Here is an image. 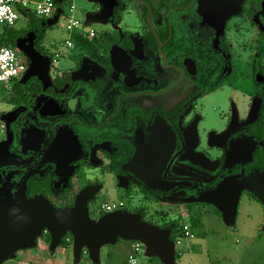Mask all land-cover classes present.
<instances>
[{
  "label": "flooded vegetation",
  "instance_id": "flooded-vegetation-1",
  "mask_svg": "<svg viewBox=\"0 0 264 264\" xmlns=\"http://www.w3.org/2000/svg\"><path fill=\"white\" fill-rule=\"evenodd\" d=\"M92 2L90 17L108 24L89 39L90 52L74 46L71 70L53 71L47 27L31 41L48 59L44 73L16 45L26 72L0 87V189L15 200L41 195L57 210L86 193L93 220L90 207L112 188L137 196L135 210L163 205L179 216L198 207L181 200L228 176L264 171V0H115L104 20L103 4ZM85 62L94 71L81 76ZM215 94L225 101L208 127L205 101ZM229 127L254 140L250 157H237L245 162L228 165L225 150L207 149L209 136L223 144L218 135ZM198 153L207 175L195 171ZM63 238L74 244L71 233Z\"/></svg>",
  "mask_w": 264,
  "mask_h": 264
},
{
  "label": "water",
  "instance_id": "water-1",
  "mask_svg": "<svg viewBox=\"0 0 264 264\" xmlns=\"http://www.w3.org/2000/svg\"><path fill=\"white\" fill-rule=\"evenodd\" d=\"M97 1L103 4V12L98 20L111 17L116 5L115 0ZM61 12L58 8L57 14L59 15ZM58 15L51 19L41 20L30 13L32 28L24 32L19 31L11 36L15 44L31 58L32 69L40 70L41 73H44V68H47L48 59L41 60L38 57L31 47V41L34 40L40 29L57 23ZM93 22H96V19L89 16L86 24L91 26ZM110 49L112 61L114 65H117L121 50L114 45L110 46ZM93 71V66L89 62H85L79 75L93 74ZM235 133L236 131L229 127L225 132L219 134L218 139L222 142L226 138L223 144H213L211 136L208 141L206 140L207 143L205 141L207 149L210 151L223 149L227 152L228 165L231 162H245L237 157L243 154L250 157L254 148V140L247 135L234 137ZM259 146L264 148V143L262 142ZM140 158L141 155L137 154L134 160L137 162ZM204 159L198 153L196 160H192V162L196 166L197 173L207 175L209 169ZM169 167L167 165V170ZM244 192L253 194L264 205V171H259L248 177H244V174L228 176L221 179L214 188L198 191L196 197L183 199L181 202L195 204L199 208L212 206L222 214L225 222L234 224ZM85 195L86 193L80 194L74 207L57 210L41 195L27 198L21 194L15 200L9 192L0 189V264H4L21 250L31 249L40 236L47 231L51 235L53 248L59 246L67 233H71L74 237L75 256L80 255L86 248L95 264H99L101 248L109 243H115L118 239L140 242L144 245L148 257H157L161 264H176V246L170 239L169 231L144 222L138 215L123 210L103 215L97 222L93 221L89 216L88 197Z\"/></svg>",
  "mask_w": 264,
  "mask_h": 264
},
{
  "label": "rangeland",
  "instance_id": "rangeland-1",
  "mask_svg": "<svg viewBox=\"0 0 264 264\" xmlns=\"http://www.w3.org/2000/svg\"><path fill=\"white\" fill-rule=\"evenodd\" d=\"M71 6L75 7L72 16L74 19L87 25L89 16L94 11L92 0H69L65 1V13H63L57 23L48 26L46 40L53 52H59L58 62L52 67L54 72L63 74L73 68L74 51L63 47L64 42L69 37L66 30V24L69 19ZM33 11L34 8H30ZM107 23V22H106ZM93 22L91 28L101 33L105 30L107 24ZM133 26L134 17L126 14L124 24ZM30 16L23 13L13 28H6V33L1 35L2 40H7L11 31L27 30L32 26ZM109 26V25H108ZM88 27V26H87ZM89 28V27H88ZM2 87V84H0ZM6 88V87H2ZM7 89V88H6ZM210 97L206 102L205 114L208 119V127L219 123V114L212 109L215 104H223L224 96L218 95ZM106 202H124L126 210L135 213V208L139 205L138 197L120 190L110 189L100 194L93 215V221L100 219V213L103 212L101 205ZM238 216L234 224L225 222L221 216L215 213L212 206H202L199 212L201 226L193 227L195 234L193 239L184 238L182 235L178 240L180 245L175 243V263L176 264H264V205L257 199L249 195L241 198L238 207ZM173 208L163 205H152L148 208L147 220L153 222L156 226H161L164 220H174L182 216H177L179 212ZM196 211V210H195ZM169 215L166 217V214ZM162 213V215L160 214ZM187 216L182 218L181 222H189L191 218ZM95 218V219H94ZM98 219V220H97ZM45 236V235H43ZM63 239V238H62ZM62 241V240H61ZM138 243L132 240L118 239L115 243H109L100 250L99 264H131L129 256L133 252L134 245ZM69 243H67L68 245ZM74 244L70 247L60 243L59 246L52 247V242L47 243L46 239L41 237L35 246L31 249L21 250L4 264H95L90 258L86 248L82 250L77 257L74 253ZM144 246V245H143ZM77 258V259H76ZM156 257H148L145 247L138 254L137 264H156Z\"/></svg>",
  "mask_w": 264,
  "mask_h": 264
},
{
  "label": "built area",
  "instance_id": "built-area-1",
  "mask_svg": "<svg viewBox=\"0 0 264 264\" xmlns=\"http://www.w3.org/2000/svg\"><path fill=\"white\" fill-rule=\"evenodd\" d=\"M30 8H34L33 11ZM57 10L55 0H0V84L4 87L10 88L11 84L26 72V64L17 51L2 44L1 35L6 33L5 29L16 26L23 13H31L42 19H51ZM74 10L75 7L71 6L70 11H68L70 15L66 30L69 37L63 44L66 49L74 48L77 35L92 39L96 34V30L88 28L89 26L87 27V25L73 18ZM59 56L58 53L55 55L56 60ZM122 209H124V202H109L102 205L104 213H113ZM183 236L189 239L195 237L189 225L183 227ZM176 244L180 245L181 241L177 240ZM143 247L140 242L134 245L133 252L129 256L131 264L133 262L134 264L138 263V254Z\"/></svg>",
  "mask_w": 264,
  "mask_h": 264
},
{
  "label": "trees",
  "instance_id": "trees-1",
  "mask_svg": "<svg viewBox=\"0 0 264 264\" xmlns=\"http://www.w3.org/2000/svg\"><path fill=\"white\" fill-rule=\"evenodd\" d=\"M55 1H56V5L58 6V8L62 11L61 14H59V15L56 13V15H58V17H59L58 18V20H59L60 16L64 13V10H65L64 6H65V1L66 0H55ZM11 34H13V33L10 32V36L9 37H11ZM2 44L4 46L10 47V48L16 50L15 49L16 48V44L10 38H8L7 40H2ZM75 45L77 47L81 48V50L84 51V52H90L91 50H93V46L95 45V42L89 41V39L87 37L77 35L75 37ZM251 197L256 198L254 195H251ZM193 209H194V206L190 205L189 206L190 215L193 216L191 221H190L191 222L190 223L191 229L193 227H196L197 225L201 226V224H200L201 221L199 220V218L196 217V214L193 213ZM213 209H214L216 214L221 216V213L216 208H213ZM133 214L138 215L142 221L154 225L153 222H150L149 220H147L148 219L147 218L148 214L145 211H143L142 209L136 210L135 213H133ZM160 214L162 215V213H160ZM168 215H169V212L166 214V217ZM182 218H183V216H179V218L174 219V220H164L163 224L160 227L159 226H157V227L169 231L170 239L173 242H176L183 235V227L185 225H188V223H189V222H184V221L181 222ZM46 241L48 243H51L52 242L51 236L48 237L46 239ZM65 242H66L65 238H63V240L61 241V244L63 246H65ZM156 260H157L156 264H160V260L158 258Z\"/></svg>",
  "mask_w": 264,
  "mask_h": 264
},
{
  "label": "crops",
  "instance_id": "crops-1",
  "mask_svg": "<svg viewBox=\"0 0 264 264\" xmlns=\"http://www.w3.org/2000/svg\"><path fill=\"white\" fill-rule=\"evenodd\" d=\"M67 1H69V0H67ZM57 7H58V6H57ZM64 12H65V10H64ZM25 14H27V15L30 16V13H25ZM55 15H56V14H55ZM55 15H54V16H55ZM60 17H61V16H60ZM58 21H59V20H58ZM89 28H91V27L89 26ZM91 29H93V28H91ZM69 50H72V49H69ZM57 53L59 54L58 51H55V52H54V55H56ZM58 58H59V57H58ZM247 194H248L249 196L253 195V194H251V193H249V192H247ZM252 198H253V197H252ZM197 206H198V205H197ZM200 209H201V208H199V206H198V207H194V209H193V213L196 214V217L199 218V220L201 221V219H200V217H199V212H198V211H200ZM238 209H239V208H238ZM195 210H196V211H195ZM182 216H184V218L187 217V216H190V217H191L190 212H189V213H185V214H183ZM237 216H238V213H237ZM190 217H189V218H190ZM221 217H222V214H221ZM222 219H223V218H222ZM188 225H189V224H188ZM189 226H190V225H189ZM192 231H193V230H192ZM175 259H176V257H175Z\"/></svg>",
  "mask_w": 264,
  "mask_h": 264
},
{
  "label": "clouds",
  "instance_id": "clouds-1",
  "mask_svg": "<svg viewBox=\"0 0 264 264\" xmlns=\"http://www.w3.org/2000/svg\"><path fill=\"white\" fill-rule=\"evenodd\" d=\"M133 264H134V262H133Z\"/></svg>",
  "mask_w": 264,
  "mask_h": 264
}]
</instances>
